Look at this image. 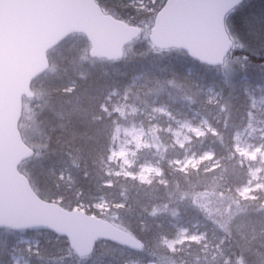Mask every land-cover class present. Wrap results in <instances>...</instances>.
<instances>
[{
    "label": "trees",
    "instance_id": "16d2710c",
    "mask_svg": "<svg viewBox=\"0 0 264 264\" xmlns=\"http://www.w3.org/2000/svg\"><path fill=\"white\" fill-rule=\"evenodd\" d=\"M95 1L105 13L140 28L142 11H136L133 4L149 0ZM165 1L157 0L154 13ZM225 24L230 37L235 36L245 45L230 51L226 60H234L236 65L227 77L218 75L220 67L201 65L183 51H157L144 41L134 44L129 53L124 51L120 61L112 62L93 60L88 55L83 60L77 50H70L78 42L87 46L82 35H71L48 52L49 69L31 86L32 119L26 124L22 115L19 123L23 139L32 130L35 154L19 170L42 200L54 201L66 210L81 207L87 214L122 227L142 244V249L98 242L91 256L81 259L69 249L66 239L49 232H28L29 236H37L32 250L25 252L30 264H145L146 247L175 232L169 215L172 209L185 226L195 224L205 234H212L205 232L201 217L186 205L168 203L161 194L139 186L134 179L106 174L110 132L115 123L122 121L115 113L101 109L100 104L103 102L109 112L108 99L126 95L124 103L136 106L130 102L136 94L141 100L165 106L171 114L194 118L198 113L211 118L216 109L204 103L207 99L223 106L238 124L239 118L246 116L248 94L255 93L257 87L264 92V69L258 65H264V0H245L228 15ZM141 31L142 36L144 30ZM255 65L259 69L251 68ZM209 87L218 93L217 99H209ZM146 158L151 160L148 154ZM100 200L106 203L102 214L94 207ZM262 222L260 217H254L244 230ZM4 232L0 260L9 264L2 252L15 246L17 234ZM220 251L230 256L237 251V245L225 244ZM202 252L190 244L188 264H219ZM245 260L246 264H264V254L249 251ZM158 264H171L170 258L160 256Z\"/></svg>",
    "mask_w": 264,
    "mask_h": 264
},
{
    "label": "water",
    "instance_id": "95a60500",
    "mask_svg": "<svg viewBox=\"0 0 264 264\" xmlns=\"http://www.w3.org/2000/svg\"><path fill=\"white\" fill-rule=\"evenodd\" d=\"M244 0H166L149 30L151 47L181 50L208 67H220L233 47L228 14ZM82 35L91 59L119 61L139 28L105 14L95 0H0V230L47 231L65 238L79 258L98 242L139 251L129 232L80 210L44 201L19 166L34 151L22 140L19 121L32 82L47 72V53L71 35Z\"/></svg>",
    "mask_w": 264,
    "mask_h": 264
},
{
    "label": "clouds",
    "instance_id": "9594fccd",
    "mask_svg": "<svg viewBox=\"0 0 264 264\" xmlns=\"http://www.w3.org/2000/svg\"><path fill=\"white\" fill-rule=\"evenodd\" d=\"M130 102L137 106V131L128 142L134 152L151 157L153 169L146 182L136 183L161 194L168 203L186 205L201 217L215 244L206 242L205 233L195 243L213 261L246 264L249 251L264 254L259 253L264 249V222L244 230L254 217L264 221V129L253 131V121L246 116L234 123L223 106L207 99L204 103L216 113L200 120L176 112L169 116L170 109L161 112L160 105L136 94ZM253 153L255 160L249 159ZM110 163L119 167L115 158ZM258 167L262 169L259 173ZM191 236L187 231L167 241L161 237L146 247L145 264H158L160 256L169 257L171 264H188L185 245L191 241L185 237ZM232 243L237 251L223 256L221 246Z\"/></svg>",
    "mask_w": 264,
    "mask_h": 264
},
{
    "label": "rangeland",
    "instance_id": "374dc122",
    "mask_svg": "<svg viewBox=\"0 0 264 264\" xmlns=\"http://www.w3.org/2000/svg\"><path fill=\"white\" fill-rule=\"evenodd\" d=\"M157 3H158L157 0H149L144 2H136L133 4L135 5L134 9L136 11H142L140 14L142 22L139 25H141L140 28L144 30V34L140 36L138 39H136L134 42H132L125 49V54L129 53L132 50V46L137 42L144 41L147 44H149L148 34H149V29L152 25L153 17L156 13V12L154 13V8H155L154 6L157 7ZM231 38L233 41L234 49L236 46L238 48L241 47L243 48L245 46L243 43H240L238 40H236L235 36H232ZM81 47L82 46L78 42L74 45H71L70 50H77L79 54H81L80 55L81 59L84 60L85 58H87L89 45L87 43L86 47H82V50H79L81 49ZM235 65L236 62L234 60H228V61L226 60L224 65L219 68L218 75L221 74L223 77H227L228 75H230ZM258 65H262L261 67H263L264 69L263 64H258ZM258 65L251 66V68L259 69ZM207 92L210 100L217 99L218 93H216L212 87H209L207 89ZM114 95L115 93H112V97ZM33 99H24L23 101L22 115H24L23 119H25L26 124H28L32 119L30 117L32 114L31 109L34 105ZM125 100H126V95H123L122 97L114 96V100L108 99L109 105L111 106V110L108 112L106 106H104L103 108L107 113H115L122 121L121 124L115 123L110 132L107 157L105 159L106 174L115 177L120 176L123 178L134 179L136 181L139 180L140 182H146L148 180L149 175L153 171L151 166L152 160H148L146 158L147 157L146 153L138 154L137 152H134L128 142L127 138L130 137L132 133L137 131V129L135 128L136 122H133V119L137 112V106L132 104H126L124 103ZM165 109H167L165 106H161L160 108L161 112H164ZM168 115L171 116L172 114L168 112ZM201 118H205V117L196 113L194 118H189V119L200 120ZM246 118H249L251 121H253L252 123L253 131L264 129V92L262 87H257L255 93L250 92L248 94V110L246 113ZM30 133H32L31 129L25 135L23 140L31 149L34 150L36 149L34 144V135ZM136 139L138 140L139 137H137ZM251 139L252 137H249V140ZM136 147L137 149H139V143H137ZM113 158H115L119 162V167H117L115 164L110 163V161ZM249 159L255 160V153L249 156ZM261 170L262 169L258 167L256 169V172L259 173ZM94 207L96 210L100 212V214H102V212L106 210V203L103 200H100ZM74 210H83V209H81V207H76L74 208ZM169 215L171 216V218H173L174 221V230H175L174 234L177 232L190 231L192 233V236L185 237V240L191 241L190 244L196 245L195 241L197 236L200 235L201 233H204L203 231L200 230V227H197L195 224L189 225L188 227L185 226L182 220L178 218L177 211L174 209H172ZM119 228L123 229L122 227ZM4 231L5 230H0V243L4 242L3 241L5 237ZM28 232L38 233L35 231L16 232L17 235L15 237L16 238L15 246L13 248H10L9 250H5L2 252L3 258L6 257L7 262H9V264H30L27 261L26 258L27 256L25 257V252L32 250V247L36 244L37 236L36 235L29 236L27 234ZM164 239L165 241H167V238ZM205 240L206 242L211 241L213 243L214 241L213 234L211 233L205 234ZM190 244L185 245L187 249L190 247ZM202 253H204L205 255H209L205 251H203ZM4 262L5 259L0 260V264H4ZM129 264H136V263H129Z\"/></svg>",
    "mask_w": 264,
    "mask_h": 264
}]
</instances>
